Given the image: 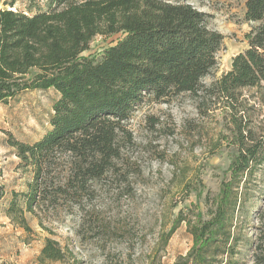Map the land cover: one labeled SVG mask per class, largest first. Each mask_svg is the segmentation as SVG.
<instances>
[{
  "label": "trees",
  "instance_id": "1",
  "mask_svg": "<svg viewBox=\"0 0 264 264\" xmlns=\"http://www.w3.org/2000/svg\"><path fill=\"white\" fill-rule=\"evenodd\" d=\"M0 0V105L27 90L53 89L49 130L33 144L11 143L33 170L28 210L53 187V166L63 165L57 194L79 196L107 174L124 177L125 146L132 144L127 122L145 98L155 102L189 94L198 111L224 113L227 144L234 147L215 194L206 192L205 213L180 210L160 243L185 224L191 246L173 264H237L236 213L247 199V184L264 163V0H245L244 19L252 24L247 48L230 69L209 85L222 35L207 26V15L190 4L165 0ZM117 36L95 60L82 56L94 36ZM253 91L252 95L244 92ZM262 200L264 206V183ZM264 211V210H263ZM264 213V212H263ZM264 219V214L260 217ZM254 247L264 264V232ZM39 259L64 260L58 243L46 239ZM156 264H163L158 262Z\"/></svg>",
  "mask_w": 264,
  "mask_h": 264
},
{
  "label": "rangeland",
  "instance_id": "2",
  "mask_svg": "<svg viewBox=\"0 0 264 264\" xmlns=\"http://www.w3.org/2000/svg\"><path fill=\"white\" fill-rule=\"evenodd\" d=\"M35 1L44 6L45 0ZM165 1L190 4L207 15L209 29L222 35L217 65L202 80L209 85L247 48L245 35L252 24L244 19L245 0ZM30 2L18 0L16 8L25 10ZM117 37L94 36L82 56L98 60ZM57 98L53 89L27 90L0 105V264H173L190 248L191 236L184 223L164 247L160 235L180 210L205 213L206 192H217L236 152L225 138V113L215 109L201 115L198 100L189 94L160 102L145 98L127 122L132 144L125 146L118 163L124 177L107 174L79 200L70 192L56 193L65 173L63 165L53 166L46 178L53 187L29 211L33 170L11 143L38 141L50 128ZM253 115L259 121L264 108ZM263 183L264 163L247 184L245 215L242 210L235 215L233 232L241 238L237 264H256L253 245L264 232ZM46 239L58 243L63 261L39 259Z\"/></svg>",
  "mask_w": 264,
  "mask_h": 264
}]
</instances>
